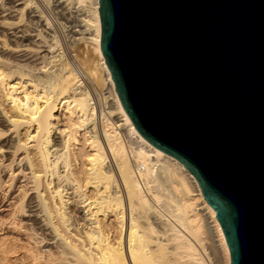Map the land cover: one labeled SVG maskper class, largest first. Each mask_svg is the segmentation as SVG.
<instances>
[{"label": "bare ground", "instance_id": "bare-ground-1", "mask_svg": "<svg viewBox=\"0 0 264 264\" xmlns=\"http://www.w3.org/2000/svg\"><path fill=\"white\" fill-rule=\"evenodd\" d=\"M3 1L1 16L15 22L0 21L9 26L0 152L6 145L11 158L0 193L11 200V227L29 221V240L0 235V264H229L194 175L142 137L119 101L100 47L99 0L84 5L65 46L50 17L85 0Z\"/></svg>", "mask_w": 264, "mask_h": 264}, {"label": "water", "instance_id": "water-1", "mask_svg": "<svg viewBox=\"0 0 264 264\" xmlns=\"http://www.w3.org/2000/svg\"><path fill=\"white\" fill-rule=\"evenodd\" d=\"M98 10L135 128L194 175L229 264H264V0H99Z\"/></svg>", "mask_w": 264, "mask_h": 264}, {"label": "rangeland", "instance_id": "rangeland-1", "mask_svg": "<svg viewBox=\"0 0 264 264\" xmlns=\"http://www.w3.org/2000/svg\"><path fill=\"white\" fill-rule=\"evenodd\" d=\"M86 2H84V3H76V1L75 2H72L69 6H70V8H71V10L69 9V12H68V14H66V16L64 15L63 17L62 16H60L59 17V19L58 20H56L55 18H51L50 17V19L52 20V23L54 24V26L57 28L56 30L58 31V34H59V36H60V39L62 40V42H64V46L66 45V43H71V40L73 39V37L71 38L70 36L72 35V33L77 29H80L82 26H81V22H80V19L82 18V16H84V15H82V16H80V14H82V12H84V11H86V9H87V7H85L84 5H88L89 3H88V0H85ZM4 1L2 0V2H0V4H2ZM78 11V12H77ZM81 11V12H80ZM70 13V14H69ZM72 13V14H71ZM77 13V14H76ZM2 14H0V21L1 20H4V19H6L7 20V18L9 17V15L7 16V15H3V16H1ZM69 15V16H68ZM77 16V17H76ZM2 17H3V19H2ZM5 17V18H4ZM80 17V18H79ZM68 18V19H67ZM9 19L11 20V21H14L15 22V19H14V17H10V18H8V22H9ZM14 19V20H13ZM79 21V22H78ZM24 22H25V19L22 21V24L21 25H19V24H17V26H24ZM72 22V23H71ZM0 23H2V22H0ZM57 23V24H56ZM63 24V25H62ZM75 24V25H74ZM73 25V26H72ZM72 26V27H71ZM5 27H7L6 29H5ZM8 24H6L5 25V23H3V24H0V40H2V39H4L3 38V36H6V35H4V34H6V31H9L8 30ZM62 29H61V28ZM3 28H4V30H3ZM59 28V29H58ZM71 29V30H70ZM6 30V31H5ZM59 30L61 31V32H59ZM70 30V31H69ZM5 31V32H4ZM70 32H71V35H70ZM3 33V34H2ZM69 33V34H68ZM75 33V32H74ZM69 36H68V35ZM68 36V37H67ZM80 35H78L77 37H79ZM8 36H6V38H7ZM69 37H70V39H69ZM69 39V41H67ZM67 41V42H66ZM66 42V43H65ZM69 43V44H70ZM80 48H82V44H79L78 45ZM14 134H11V131L9 130V131H7L5 134H4V136L2 137V140H4V139H6L7 137H11V138H13L14 136H13ZM8 141V138L6 139V143H10V139H9V141ZM7 151H10L9 149H7V146L5 145L3 148H2V150H1V152H0V170L2 171V174H1V176H3L2 178L3 179H5V181L7 180V178H8V175H7V168H4V165H6L7 163H9V161H10V156L8 155L9 153H7ZM2 153H4V154H6L7 156L6 157H3V158H1V154ZM9 156V157H8ZM8 158V160H6ZM3 159V163L1 162V160ZM17 167V166H16ZM25 172H28V170L27 171H25ZM5 173V174H4ZM15 174H16V178L19 176V181H20V184H22V183H24L25 182V178L24 177H21L22 175L19 173V171L18 170H16V172H15ZM16 194H17V192H15V193H13V195L12 196H16ZM31 193H29L28 194V197H29V195H30ZM27 197V198H28ZM27 198L25 199V200H27ZM11 200H9V201H7V198H5L4 199V196L0 193V235H4V237H7V238H9V237H13V238H15V237H17V238H21V240H23V241H28L29 240V236H27L28 235V233H29V231L28 230H25V229H27V224L29 225V221L28 220H26V221H24V222H17V221H15V225H17V226H15V227H11L10 225H11V222L13 221V219L11 218V202H10ZM28 216V214H25V217H27ZM8 219V220H7ZM11 221V222H10ZM24 223H27V224H24ZM24 225V226H23ZM29 227V226H28ZM27 234V235H26ZM26 239H28V240H26Z\"/></svg>", "mask_w": 264, "mask_h": 264}]
</instances>
